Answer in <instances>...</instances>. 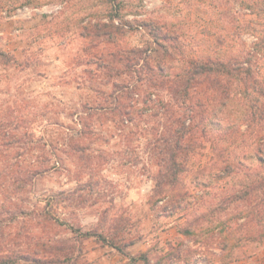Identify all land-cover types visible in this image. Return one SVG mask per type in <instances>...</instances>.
Instances as JSON below:
<instances>
[{
    "label": "rangeland",
    "instance_id": "374dc122",
    "mask_svg": "<svg viewBox=\"0 0 264 264\" xmlns=\"http://www.w3.org/2000/svg\"><path fill=\"white\" fill-rule=\"evenodd\" d=\"M125 47L143 59L125 62ZM191 58L248 67L264 87V0H0V249L30 243L2 237L39 231L38 215L53 244L81 246L82 264L113 252L122 264H224L257 252L264 237H249L250 205L227 196L262 170L242 115L252 84L215 104L210 138L198 127L176 183L156 187L171 114L188 111L169 78ZM252 202L263 225L264 190ZM102 235L136 241L118 250Z\"/></svg>",
    "mask_w": 264,
    "mask_h": 264
},
{
    "label": "trees",
    "instance_id": "16d2710c",
    "mask_svg": "<svg viewBox=\"0 0 264 264\" xmlns=\"http://www.w3.org/2000/svg\"><path fill=\"white\" fill-rule=\"evenodd\" d=\"M113 28V26H112ZM120 27H116V30H120ZM111 32H105L104 35L107 36ZM98 35V34H97ZM100 35V34H99ZM155 37L158 38V34L154 33ZM111 40L110 35L109 38ZM115 39V38H113ZM124 53L125 62L131 61L132 58L143 59L144 52L141 48L125 47ZM99 53L91 54L94 58H98ZM101 55V56H100ZM99 56L102 57L103 54ZM115 53L111 52L110 56H114ZM121 59V58H118ZM253 79V82H251ZM239 83L244 88H247L249 84L253 87L255 91L254 104L253 106L245 107L243 111L244 121L246 123V131L253 136L255 146L253 156L262 165V170H258L256 173V178L249 184L244 183L240 186L236 192L228 194L229 198L234 197V200H246L249 207V215L244 216L246 219L250 218L251 223L253 219L256 221V227L253 231L255 234L249 236L251 240H258L264 237V224L257 222L260 217L258 212V206L254 204L253 199L255 195L264 190V87L259 85L257 79L252 77L250 68L244 67L242 65L233 64L232 62L221 60V59H198L191 58L188 60L187 67L182 73L177 76L169 78L168 88L173 95L180 96L183 100V104L187 105V117L185 112L183 114H171V116L178 115L174 121L169 123V142L165 143L163 147L158 148L161 154V162L159 163L162 168L158 175L157 189L160 187L173 186L178 178V174L183 170L184 164L182 160H179L182 154L186 157L194 152L195 150V139L198 127L204 129V132L200 134V137L210 138V129H205L207 124H212V114L211 109L218 106H225L231 97V92H233L234 85ZM210 86V87H209ZM193 117V123L186 124L189 116ZM182 117V118H181ZM178 122L177 126L174 124ZM210 131V133H209ZM199 133V132H198ZM197 133V134H198ZM238 161V160H237ZM219 173L221 178L227 177L229 172L227 169L222 168ZM262 174V175H261ZM1 194L5 198H9L7 194L9 190L3 188ZM15 215V213H13ZM13 217V216H11ZM35 224L38 225L39 231L32 230L34 227L29 228L28 232L23 234L12 233L6 234L2 237V240L7 243L20 244V239L22 236L27 240H31L30 243H26V246H19L12 252H8V248L0 249V264H19L22 261H33L37 264H79L80 258H82V248L80 245H61L53 244L51 239L43 233L42 221H39L38 215L35 216ZM53 219H50L48 223L52 224ZM28 228H26L27 230ZM185 235L191 234L190 230H185L183 232ZM104 240H108L110 245L118 250L123 247H127L130 244L135 243L136 240L126 242L123 246L116 243L114 240L107 239L102 235ZM11 240V242H9ZM5 247V246H4ZM230 249L231 246L225 241V245L222 250ZM124 249V248H123ZM6 252V253H5ZM74 252H77V256L73 258ZM145 255V254H144ZM142 258V257H141ZM144 264H150L149 258L143 256L142 258ZM206 260V261H205ZM205 261V262H204ZM204 263L201 264H217L218 261H208L205 256ZM82 264V263H80Z\"/></svg>",
    "mask_w": 264,
    "mask_h": 264
},
{
    "label": "crops",
    "instance_id": "0c3cea01",
    "mask_svg": "<svg viewBox=\"0 0 264 264\" xmlns=\"http://www.w3.org/2000/svg\"><path fill=\"white\" fill-rule=\"evenodd\" d=\"M173 231L174 227L173 223L171 222L169 223V238H171ZM120 257L121 256L119 254L113 252V254L103 256V260H101L100 262H102V264H122L119 262L120 260H118L120 259ZM126 260L127 259L123 261ZM224 264H264V244L257 250V252L251 254L250 256H247L243 259L232 260Z\"/></svg>",
    "mask_w": 264,
    "mask_h": 264
}]
</instances>
